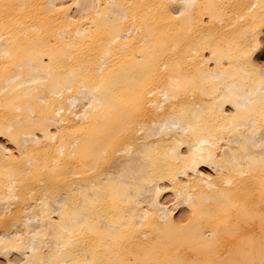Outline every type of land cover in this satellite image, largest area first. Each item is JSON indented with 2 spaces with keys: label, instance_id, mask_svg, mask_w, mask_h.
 Listing matches in <instances>:
<instances>
[{
  "label": "bare ground",
  "instance_id": "6f19581e",
  "mask_svg": "<svg viewBox=\"0 0 264 264\" xmlns=\"http://www.w3.org/2000/svg\"><path fill=\"white\" fill-rule=\"evenodd\" d=\"M263 48L264 0H0V262L264 264Z\"/></svg>",
  "mask_w": 264,
  "mask_h": 264
},
{
  "label": "rangeland",
  "instance_id": "374dc122",
  "mask_svg": "<svg viewBox=\"0 0 264 264\" xmlns=\"http://www.w3.org/2000/svg\"><path fill=\"white\" fill-rule=\"evenodd\" d=\"M260 59H261V61H264V48H263V53L260 54ZM8 222H9L10 224L13 223V221H11L10 218H9ZM0 264H4V263H3V262H0Z\"/></svg>",
  "mask_w": 264,
  "mask_h": 264
}]
</instances>
